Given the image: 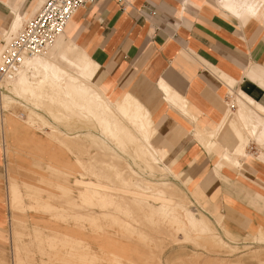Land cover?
Instances as JSON below:
<instances>
[{
  "label": "crops",
  "instance_id": "crops-1",
  "mask_svg": "<svg viewBox=\"0 0 264 264\" xmlns=\"http://www.w3.org/2000/svg\"><path fill=\"white\" fill-rule=\"evenodd\" d=\"M222 1L95 0L76 12L52 48L62 63L63 53L90 60L91 82L109 101L133 100L148 114L155 144L164 149L172 172L196 193L205 214L214 219L222 214L224 225L219 223L233 237L248 233L251 225L256 236L264 226L248 201L264 209V166L247 157L239 167L220 168V149L213 145V153L207 152L193 133L194 119L203 129L221 122L228 92H241L264 109V23L234 18ZM43 2L0 0V47L16 16L22 22ZM161 83L184 100L186 114L166 101ZM3 148L0 238L11 230L12 220ZM14 198L13 206L19 207L20 197ZM56 224L49 222L48 231H56Z\"/></svg>",
  "mask_w": 264,
  "mask_h": 264
},
{
  "label": "rangeland",
  "instance_id": "rangeland-1",
  "mask_svg": "<svg viewBox=\"0 0 264 264\" xmlns=\"http://www.w3.org/2000/svg\"><path fill=\"white\" fill-rule=\"evenodd\" d=\"M50 51L55 60H60L56 47ZM1 86L0 148L4 146L3 171L8 181L12 220L11 230L0 238V264H264V231L255 236L251 225L248 233L235 234L237 238L225 232L219 223L222 220L223 224L222 214L214 216L216 219L205 214L196 193L171 172L167 160L163 161L166 168L160 164L148 170L141 161L149 158L148 153L141 160L134 158L141 145L137 139L125 142L123 153L112 141L100 136L93 122H56L40 107L48 103L47 99H17L9 92L10 80ZM8 97L11 103L5 105ZM228 102L235 103L232 109H237L229 92ZM76 136L85 145L82 151L64 144V138ZM244 136L245 157L241 162L250 157L264 166L260 161L264 143L260 146L255 139L245 133ZM92 138L102 143V151L89 148ZM220 151L219 162L223 150ZM103 153L120 155L123 164L118 168L88 167L91 158ZM160 154L165 158L163 148ZM134 179L150 185L136 188L132 185ZM13 183L21 200L16 208ZM158 191L165 195H157ZM135 195H146L148 200L145 204L138 202ZM162 199L173 204H162ZM248 203L256 214V222L264 226V209ZM160 205H164V213L155 214ZM128 207L135 211L125 210ZM187 210L198 220L207 221L211 234L200 235L191 229ZM26 212H33L30 215L37 220ZM84 213L91 217H82ZM51 219L58 229L50 232ZM30 222L35 225L32 229L28 227ZM59 223L64 224L63 228Z\"/></svg>",
  "mask_w": 264,
  "mask_h": 264
},
{
  "label": "bare ground",
  "instance_id": "bare-ground-1",
  "mask_svg": "<svg viewBox=\"0 0 264 264\" xmlns=\"http://www.w3.org/2000/svg\"><path fill=\"white\" fill-rule=\"evenodd\" d=\"M221 5L224 10L238 20L248 17L256 22L264 23V0H223ZM23 22L24 20L21 22L20 17L16 16L11 28L4 33V43L7 44L10 41L21 28ZM59 38L56 39L55 43L47 51L56 44ZM51 50L50 52H53L54 48ZM47 51L28 59L11 78L0 79V88H2L1 84L3 82L10 80L9 92L14 94L17 99H47L48 103L41 104L40 107L41 109L44 108L45 112L56 122L62 120L65 122V120L72 119H87V121L93 122L98 128L100 136L103 139L112 141L123 153L126 146L125 142H132L137 139L141 145L137 152L134 153V158L140 159L148 153L149 158L140 159L148 170H152L156 166L159 167L160 164L163 165L165 158L161 156L160 150L151 136V123L148 114L135 101H109L110 99L108 100V97L106 96V98L91 82L95 74L93 63L79 56L78 53L73 52L72 54L74 55L71 57L66 53L60 56L62 61L71 64V68L67 64L64 65V62L55 60L52 57L53 55ZM1 59L0 53V64ZM74 67L77 71L73 69ZM231 83H228L229 87L232 85ZM160 88L165 93L166 101L181 108L182 112L186 114V103L184 100L162 83L160 84ZM233 96L238 104L237 109H232L235 103H229L227 112L223 115L221 122H218V125L216 124L215 128H200L196 124V120H192L194 126L193 133L197 140L201 144H204L208 150L207 152H212L211 148L213 145L223 150L219 162L220 168L222 166H240V159L245 157V154L242 153V148L246 141L244 133L249 138L255 139L260 146H263L264 143V109L241 92L234 93L233 91ZM11 100L10 97L6 98L5 105L10 104ZM76 139V137L64 138L65 146L77 151L85 149V145L80 144ZM101 144V142L99 144V141L92 138L89 142V148L101 150ZM260 161L264 164V157H261ZM88 163V167L90 168H96L99 165L106 168H118L120 164H123L121 163L120 155L112 153L96 155ZM121 181H124V177H121ZM80 183L87 184L84 182ZM93 185L96 187L95 184ZM132 185L136 188H145V186L150 184L141 179H134ZM12 194L15 197L16 191L12 190ZM156 194L163 196L165 192L158 191ZM134 197L138 202L144 203L148 200L146 195H135ZM13 201L15 205L17 203L15 198ZM161 202L162 204L168 203L169 200L162 199ZM177 208H180V206ZM125 210L129 212L135 211L130 207ZM154 213H164V205L156 208ZM195 216L194 213L187 210L188 225H190L191 229L198 231L200 235L211 234V225L207 221L198 220ZM82 217L91 216L88 213H84ZM214 236L223 242L220 237L215 234Z\"/></svg>",
  "mask_w": 264,
  "mask_h": 264
},
{
  "label": "built area",
  "instance_id": "built-area-1",
  "mask_svg": "<svg viewBox=\"0 0 264 264\" xmlns=\"http://www.w3.org/2000/svg\"><path fill=\"white\" fill-rule=\"evenodd\" d=\"M95 0H44L0 50V79L11 78L28 59L43 54L60 37L76 12Z\"/></svg>",
  "mask_w": 264,
  "mask_h": 264
}]
</instances>
